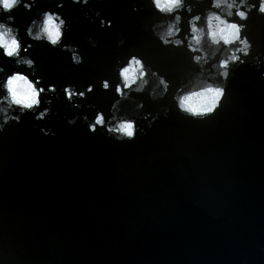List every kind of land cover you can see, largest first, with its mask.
<instances>
[{
	"label": "water",
	"instance_id": "1",
	"mask_svg": "<svg viewBox=\"0 0 264 264\" xmlns=\"http://www.w3.org/2000/svg\"><path fill=\"white\" fill-rule=\"evenodd\" d=\"M217 2L0 6V217L60 264H264V11Z\"/></svg>",
	"mask_w": 264,
	"mask_h": 264
},
{
	"label": "clouds",
	"instance_id": "2",
	"mask_svg": "<svg viewBox=\"0 0 264 264\" xmlns=\"http://www.w3.org/2000/svg\"><path fill=\"white\" fill-rule=\"evenodd\" d=\"M21 3H23V0H0V6L3 7L5 12L11 11L12 8L20 5ZM241 3H243V0H241ZM233 6L234 3H226V8H231ZM24 7L30 8L31 5L24 3ZM213 7H220V4L217 2V0H213ZM261 11H264V0L261 2ZM227 14L230 16L231 12H228ZM238 14L241 16V18H243L244 13ZM44 17L47 20L48 31L54 38L57 34L55 31L56 25L53 23L56 16L54 13L46 12L44 13ZM13 19L14 18L12 16H8V22L0 21V51L3 52L5 57L16 59L17 65L23 63L30 67L33 64V61L29 58L20 57L22 45L21 41L18 39L19 29L13 28L10 23ZM177 19L179 18L177 17ZM195 19L199 20V16H197ZM207 26L208 17H205V30L207 29ZM27 33L33 39L39 40L42 38L39 33L33 35L31 25L27 29ZM27 50V47L23 48V51L26 52ZM3 71V68H0V72ZM3 88L6 90L8 97L11 98L12 103L30 105L37 102L35 99L36 92L33 90L32 82L25 73L12 72L10 75L6 76Z\"/></svg>",
	"mask_w": 264,
	"mask_h": 264
}]
</instances>
